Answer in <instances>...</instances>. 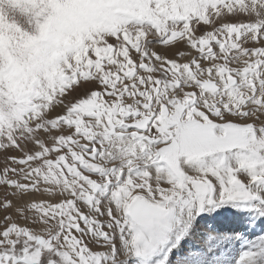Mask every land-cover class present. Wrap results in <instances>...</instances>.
I'll use <instances>...</instances> for the list:
<instances>
[{"label":"snow or ice","instance_id":"snow-or-ice-1","mask_svg":"<svg viewBox=\"0 0 264 264\" xmlns=\"http://www.w3.org/2000/svg\"><path fill=\"white\" fill-rule=\"evenodd\" d=\"M0 264H264V0H0Z\"/></svg>","mask_w":264,"mask_h":264}]
</instances>
